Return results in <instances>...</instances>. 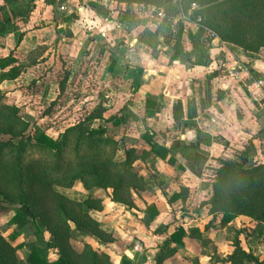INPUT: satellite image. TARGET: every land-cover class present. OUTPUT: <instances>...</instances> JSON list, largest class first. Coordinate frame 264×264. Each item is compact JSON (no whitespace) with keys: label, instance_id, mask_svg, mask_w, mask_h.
Returning <instances> with one entry per match:
<instances>
[{"label":"rangeland","instance_id":"374dc122","mask_svg":"<svg viewBox=\"0 0 264 264\" xmlns=\"http://www.w3.org/2000/svg\"><path fill=\"white\" fill-rule=\"evenodd\" d=\"M34 1L17 0L7 4L0 2V16L11 19L18 26L21 25L13 32V25L0 29V59H14L7 67L0 68V112H3L4 116L7 115V118L18 121L13 128L17 135L13 136L5 132L8 121L0 119V128L3 129L0 132V141L13 139L16 143L21 138L33 137L36 131L59 141L61 159L58 160L57 156L60 154L55 153L56 151L28 144L22 153V165L26 167L34 163L35 167L45 174L44 186L70 201L82 202L87 198L102 200L103 212L92 209L87 211L99 222L101 230L106 234L102 238L104 241H97L91 235L80 233L70 221L68 223L72 232L68 239L69 246L79 252L86 244L97 252L106 253L109 258L108 261L103 259V264H156L155 259L152 261L151 258H155L158 253L156 251L162 247L160 245L163 239L159 235L169 233L180 225L187 226L190 234L189 226L200 225L196 232L203 236L205 234V241L191 239L189 244L187 237L188 245H182L178 255L171 258L167 264H229L226 260L235 253L236 247L242 249L241 244H252V237L257 236V230L261 231L257 236L261 238L264 227L254 224L256 227L251 228L248 226V218L230 222L226 228L205 227L204 223L208 217V206L205 204L206 189L213 179L212 170L207 168V165H215L214 160H207L198 175L193 176L179 167L184 166L188 159L180 152L175 154L174 163H168L152 153L143 159L138 157L143 149L148 150V146L140 138L147 129L155 133V141L167 146L175 139L179 138L181 141L182 135L189 134L170 119L169 99L164 98L163 92L160 94V100L164 104L162 113L147 119L144 99L151 89L141 87L147 82L145 75L157 78L159 69L169 67L174 58L180 55L183 65L186 68L196 67L202 78L213 71L223 74L227 69L236 68L237 64H223L225 56L222 51L241 49L240 51L248 55L243 62L246 66L249 65L253 52L221 40L214 29L212 30L218 38L213 44L215 51L210 52L212 41L203 37L201 30H197L195 34L191 33L189 41L177 35V30L183 25L181 20L172 24L174 28L169 21H164L167 24L160 23L161 29L155 35L148 29L140 32L136 25L145 22L148 17L138 16L137 5L134 6L133 13L125 12L117 16L118 21L125 22L127 27L113 29L114 26H109L105 21L106 12L102 8L98 9L95 3L96 13L92 18L94 23L77 21L76 25L79 16L70 9V15L66 16L68 23L65 28L44 29L40 34L41 42L29 49V52H21L15 45L32 26L25 28L24 20H18L15 14ZM224 2L226 0H205L204 17H212L215 9L221 10L226 6L216 8L219 3ZM42 9H45V6ZM178 12L174 11L173 14ZM62 15L63 19L64 14ZM219 20L223 19L219 17ZM44 21L46 18L37 25L46 26ZM221 21L218 23L221 24ZM49 33H52L51 41L48 40ZM132 33H136L134 37L138 40L134 46L140 44L144 49L138 56H127L129 49L124 43L125 35ZM261 50H264V47L257 52ZM232 60H236L235 57ZM11 67L16 74L13 78L5 75ZM210 68L213 70L210 71ZM184 77V88L177 90L175 86L170 89L176 90V94L181 93L185 98L193 94H203V80L189 81V76ZM149 81L154 80L149 78ZM250 83H246V86L240 83L241 88L247 92L246 87ZM215 127L216 147H224L225 153L233 154L240 141L232 140L231 137L226 140L221 136L225 127L220 124ZM97 128H102L103 133L78 139L82 131L86 134ZM259 147L264 148V143ZM128 149L135 152L129 156V165L132 171L142 177L141 182H132L133 175L127 173L128 166H125V161L128 158ZM0 153L1 162L16 159L11 149L9 151L4 148ZM97 161L103 164L106 161L112 166L107 164L109 171L105 172L104 181L111 180L114 183L112 180L115 177L119 179L120 175H123L124 183L127 185L129 182L132 185L129 190L126 185L118 189L117 195L122 202L112 198L113 188H100L97 186V178L89 173ZM66 169L68 170L65 172ZM76 171H82L87 179H75L69 185L68 179ZM179 193L181 200L176 196ZM36 194L37 200L32 202L34 220H30L22 232L14 235L15 225L10 219L17 204L6 201L0 193V235L16 247L17 264H25L30 243L47 248L52 239L49 227L44 223V218H41L44 217L42 214L45 206H51L50 201L46 202V196L39 188L36 189ZM151 206L157 210V215L152 220L149 219ZM56 213H59L60 217L64 216L61 211ZM56 213L49 212L46 215L52 225ZM36 231L42 233L41 238H37ZM20 243L22 246L17 247ZM47 253L49 258L54 259L59 251L57 248H47ZM239 257L238 254L234 256L237 260ZM238 262L240 263V260Z\"/></svg>","mask_w":264,"mask_h":264},{"label":"trees","instance_id":"16d2710c","mask_svg":"<svg viewBox=\"0 0 264 264\" xmlns=\"http://www.w3.org/2000/svg\"><path fill=\"white\" fill-rule=\"evenodd\" d=\"M17 0H0L5 4L14 3ZM124 2L127 5L128 10H133L134 6L139 4L161 6L173 14L176 8L172 7L170 3L163 2L162 0H118ZM205 0H184L183 5L185 9L191 4L195 3L198 9L194 12V15L201 17V24L214 29L221 40L238 45L245 51L257 52L260 48L264 47V0H226L223 4L219 3V6L223 7L221 10H214V15L210 18L204 17V3ZM217 6V5H216ZM34 4L28 5L25 9H20L15 14V18L18 20L23 19L24 23L28 19L32 12ZM220 12V13H219ZM223 19L219 20V17ZM221 21V24L218 23ZM23 24V23H22ZM13 25V26H12ZM8 26H12L11 31L18 30V26L15 22L11 21L7 17L0 16V29ZM10 31V30H9ZM151 33V32H150ZM155 35L156 33H152ZM249 38V39H248ZM248 39V40H247ZM14 62L11 57H4L0 59V68L3 69ZM5 73L7 76L13 78L16 74L13 67ZM217 72L213 71L207 75V79H211L217 76ZM144 108L146 117H152L160 111V105L156 102L154 96H149L144 100ZM195 116V107L193 102L188 103L187 119L182 121L183 112L181 104L178 102L173 106V119L175 123H184L185 126L192 125V119ZM7 115H3L0 112V119H6L8 121L6 131L13 136L17 133L13 131L14 125L16 126L18 121L16 119L7 118ZM118 122L117 120L115 121ZM0 128V132H1ZM103 133L102 128L92 129L85 134L84 131L78 135V139L82 136L91 137L92 134ZM155 133L150 129H147L141 134L140 138L148 146V150L143 149L138 155L139 158H144L148 154H154L162 160H166L168 163H174L175 154L177 152L182 153L187 157L185 166L179 165L182 169L185 167L191 170L194 174L199 173L203 164L208 160V157L197 150L198 143L183 142L175 139L170 146L163 143H158L154 139ZM15 138V137H14ZM36 145L41 148H46L49 151H56L60 155L57 156L58 160L61 159L60 142L47 136L43 132L36 131L33 137L27 136L26 139L21 138L16 143L13 139H9L5 142L0 141V151L4 148L15 153V160L8 162H1L0 159V193L3 198L9 202L17 204L14 208V214L10 221L15 225L14 235L22 232L30 220H34L35 213L33 211L32 202L37 200L36 189L46 196V202L50 201L51 206L48 204L43 211L44 223L49 227L51 234V240L47 244V248H57L59 254L56 258L51 259L48 257L47 248H41L35 243H30L28 254L26 255L25 264H103V259L108 261V255L104 252H97L88 245L84 244L81 251H74L68 243V239L71 236V229L68 222H72L75 225V229L82 234L91 235L97 241L103 242L102 238L106 234L101 230L99 222L88 214L87 210L101 211L103 209L102 200L99 198H87L84 201H70L64 198L58 192L48 189L43 184L45 177L44 172L35 167L34 163L28 164L26 167L22 165V153L25 151L27 145ZM15 148V149H13ZM252 150L247 147L246 153L242 152L241 155H237L233 159L214 158L215 165H207V168L212 170V183L210 186L212 190L211 197L206 200L205 204L209 205V213L214 216H220V224L225 225L229 221L233 220L238 215H246L254 219L260 226L264 227V163H252L247 156V153ZM133 149L126 151L128 158L125 161V166H128V174L133 175V181L137 182L142 177L132 171L129 165V156H132ZM0 153V158H1ZM109 164L106 161L104 164L97 161L93 165L91 176L97 178V186L100 188H113L112 198L117 202H122L118 194V189L124 187L126 184L123 180V175H120L119 179L116 177L112 180L114 183L105 180V172L109 171ZM114 165V164H112ZM58 168V167H57ZM60 170V166L58 168ZM68 169L64 170L65 172ZM79 179L85 181L87 177L82 171H76L68 179L69 185L73 180ZM111 182V183H109ZM141 182V181H140ZM139 182V183H140ZM138 183V184H139ZM141 184V183H140ZM142 187V184L140 185ZM132 187L129 182L126 185V189ZM135 186V188H137ZM129 192V191H128ZM177 197H181V194H177ZM1 202V201H0ZM2 205V203H0ZM1 208V206H0ZM61 211L64 215L60 217L56 212ZM149 219L152 220L157 215L155 207L151 206L149 209ZM49 212H55L56 218L54 225L46 219V215ZM59 222V223H58ZM51 226V227H50ZM191 236H195L201 242L205 241V237L197 234L196 228L190 229ZM37 238L42 237L40 231H36ZM185 236V230L181 226H177L168 236L157 255L155 256L156 264L171 256L176 247H170L171 243L177 245H183L182 238ZM111 240V238H109ZM18 246H22L20 243ZM235 253H232L227 262L231 264H242L246 261L253 260L250 254L245 253L241 248L236 247ZM238 254L240 257V263L234 256ZM236 260V261H234ZM243 260V262H241ZM0 264H17L16 247L7 242L2 235H0ZM258 264V263H257Z\"/></svg>","mask_w":264,"mask_h":264},{"label":"crops","instance_id":"0c3cea01","mask_svg":"<svg viewBox=\"0 0 264 264\" xmlns=\"http://www.w3.org/2000/svg\"><path fill=\"white\" fill-rule=\"evenodd\" d=\"M94 3L97 4L98 9L102 8L103 11L106 12L107 18H105V21L109 26H114L113 29L127 27L125 22L118 21L117 16L120 13H131L132 10H128L127 5L124 2L118 0H35L33 2L34 7L31 15L28 17L24 26L26 28L31 25L32 29L21 36L19 42L15 45V48L17 50H21V52H29L36 44L41 42L40 34L44 29H48L50 27L58 29L61 27L65 28L66 23H68L66 16L70 15L71 10L75 11L79 16L76 22L82 21L85 22V24L94 23L95 21L92 20L96 13V6ZM191 4L186 9L183 3L180 6L171 4L172 7L176 8V11H179L177 14H171L168 10L161 6L157 7L154 5L148 6L145 4H139L137 11L138 16L141 17L143 15L144 17L148 18L145 19V22L137 24L136 28H140V32L148 29V31L151 33H157L161 29V26H159L160 23L167 24L169 21L172 25L177 24L178 21L181 20L183 25L182 28L180 27V29L177 30V35L189 41L191 33L195 34L197 30H201L203 32L200 25L195 21L198 15H194V12L198 8L191 10ZM43 6H45L46 10L42 9ZM159 13H161L160 16L158 15ZM62 14H64L65 19H62ZM192 16L193 18H191ZM44 18H46V21H44L46 26H38L37 24ZM78 22L76 25H78ZM172 27L174 28V25H172ZM51 34L52 33H49L48 39L50 41L52 38ZM103 36H105V34H103ZM134 36H136V33H132V35H125L126 40H124V43L127 44V49H129L127 56H129V54H132V56L133 54L138 56L142 54V51H144L140 44L137 45V47L134 46L138 41ZM215 40L217 39L211 40L212 45L214 44ZM215 49L216 48L213 45L209 51L213 52ZM240 50H232V52L222 51L224 52L225 56L223 64L228 66L231 64L232 66L233 64L245 66V68L248 69L247 71L250 75V78H245L246 73L244 71H238L236 68H232V70L227 69L223 74H217V76H214L211 79H207V76L202 78L200 77V74L198 73L199 71L196 67L186 68L183 65L181 62V55L175 57L169 67L167 66L164 69H159L157 78L145 75V80H147V82L141 85V87L151 89V91H149L147 94V97L154 96L156 102L160 105V111L152 117H147V119L155 118L156 115L162 113L164 108V104L160 100V94L162 92L165 94L164 98L169 99L168 106L171 113L169 117L173 123H175L173 119V106L178 102L181 104L183 112L182 121H184L187 119L188 103L191 101L195 107V116L192 119V125L185 126L182 121L181 123H177L184 131L189 133L188 136L182 135L183 138L181 141L198 143L197 150L207 156L209 161H212L214 158L218 157L224 159H233L237 155H241L242 152L245 155L247 147L250 146L252 150L247 153L250 161L255 163H264V148L259 147L260 144L264 143V85L261 88H254V81H257L258 79L264 80V50L253 52V57H250L251 61L249 62L248 66L243 63L245 62V59L248 55L247 53ZM234 57L236 60H232ZM127 60L128 59L126 58V61ZM212 70L213 69L210 68V71ZM234 72L238 73V78L232 76V73ZM184 76H189V81L203 80L202 84L200 83L204 88L203 94H193L191 97L185 98L180 95L181 93L176 94V90L173 91L170 89L171 87L175 86L177 87V90L179 88H184ZM149 78L150 80L154 81H149ZM240 83H242L244 86H246V83H250L246 87L248 93L241 88ZM219 124L225 127L221 133L222 137H225L226 140H230L231 137L232 140L236 139L237 141H240L233 154H231V152L228 154L225 153L224 147L222 149L216 147L217 143L214 130L216 128L215 126H219ZM185 170L189 171L194 176V173L191 170L186 167ZM195 177L197 178V176ZM206 194L207 196L205 200H208L212 195L210 186H207ZM178 200H181V197ZM102 205L103 209L101 212L104 210V204L102 203ZM206 205L208 206V217L206 218L204 224L207 229L212 226L226 228L229 226L230 222H239L240 220H246L247 218L252 221V223H250V221L247 219L249 222L248 226L251 228H255L256 225H258L254 219L246 215H238L225 225H221L220 216H214L210 214L209 205ZM180 226L185 230V236L182 238L183 245L185 243L188 245L187 237H189V244L191 239L197 240L195 236H191L189 234V229L187 226ZM199 226L200 225H194L193 227L189 226V228H199ZM175 228L172 231H174ZM171 232L159 235V237L162 238L164 242L166 236H168ZM256 233L257 236H259L261 231L257 230ZM204 236L206 235L204 234ZM257 236L252 237L254 240L252 244H241L242 250L245 253L250 254L253 259L244 262V264H264V233L262 234L261 238H258ZM162 245L163 243L160 246ZM170 247H176L175 252L168 258H165L161 264H167L171 258L176 257V255H178L180 252V247L182 246L177 245L176 243H171ZM156 252H159V249ZM153 259L155 258H151L152 261H154ZM228 263L231 264L230 262Z\"/></svg>","mask_w":264,"mask_h":264},{"label":"built area","instance_id":"2783aa9c","mask_svg":"<svg viewBox=\"0 0 264 264\" xmlns=\"http://www.w3.org/2000/svg\"><path fill=\"white\" fill-rule=\"evenodd\" d=\"M163 2H167L170 3L172 5H176V6H180L184 0H162ZM198 6L195 3L191 4V10H195L197 9ZM113 13V12H112ZM190 14V13H189ZM159 16L161 15V13L158 14ZM196 23L200 25L201 29L203 30V36L213 40V39H217V34L210 28L205 27L204 25L201 24V17L197 16L195 19ZM236 70L238 71H244L246 73V77L245 78H250V75L248 74V69L245 68V66L243 65H237L236 66ZM232 76H234L235 78H238V73L234 72L232 73ZM264 85V80L263 79H258L257 81H254V88H261Z\"/></svg>","mask_w":264,"mask_h":264}]
</instances>
